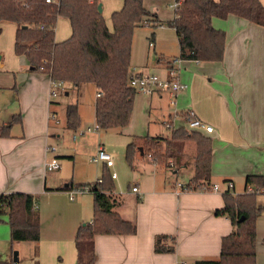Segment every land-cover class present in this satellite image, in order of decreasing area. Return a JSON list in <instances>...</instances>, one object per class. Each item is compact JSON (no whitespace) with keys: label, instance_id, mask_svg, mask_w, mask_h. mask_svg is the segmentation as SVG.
Returning <instances> with one entry per match:
<instances>
[{"label":"crops","instance_id":"0c3cea01","mask_svg":"<svg viewBox=\"0 0 264 264\" xmlns=\"http://www.w3.org/2000/svg\"><path fill=\"white\" fill-rule=\"evenodd\" d=\"M166 1L172 2H143L148 10H156L152 12L163 22L176 15L171 11L167 17H162L166 20L159 17L160 6ZM261 1L264 4V0ZM100 3L106 24L113 31L112 13L123 7L124 0H100ZM62 19L70 24L67 17H59L57 23ZM151 20L139 26L148 24L150 35L153 32L156 35L155 29L165 24L154 25ZM6 22L9 21L1 23L2 30ZM13 24L17 30V24ZM212 24L226 33L223 59L181 60L178 77L187 84V89L175 94L163 89L136 94L129 123L116 127L128 134L130 142L135 135L148 134L156 122L165 125L170 120L176 127L185 125L187 112L194 110L199 118L214 127V131L207 134L213 141L212 184L198 190L183 188L188 181L178 180V177L182 173L194 174L193 163L184 159L186 148L176 167L168 168L139 158L143 166L153 165V176L133 183L127 194L116 191L122 197L125 195L119 212L135 220L137 230L131 234H96V264H193L200 259L217 258L222 237L234 230L228 216L215 213L224 206V192L252 191L253 186L246 185V176L264 174V26L234 14L226 18L215 16ZM154 39L149 45L156 49ZM20 56L22 66L11 69L0 54V125L11 126L8 136H0V194L24 191L35 196L40 238L12 242L9 220L4 219L0 224V258L14 260L17 251L18 258L30 264H77L75 237L81 225L93 221V194H87L88 187L70 188V182L66 183L60 171L53 174L45 168L50 154L47 148L54 145L53 140L68 135L75 139V130L66 127L62 118L65 105L71 102L62 103L59 98L61 94L66 98L72 95L69 89L72 85L68 88L66 83L63 93L51 103L52 78L32 70L27 56ZM161 57L151 64L162 69L161 72H149L147 64L143 68L131 67L132 73L167 76L169 68ZM98 96L96 91L94 114ZM74 103L79 105L78 100ZM51 111L57 118L50 117ZM15 114L21 115V122L12 123ZM151 136L166 135L154 133ZM187 145L191 146L190 155H194L196 145ZM100 147L104 146L100 144L97 152ZM56 155L73 158L70 153ZM172 175L177 179L171 178ZM229 181L233 183L232 188L228 187ZM214 184L220 186L218 190L213 189ZM133 187L137 190L133 191ZM257 202L264 206L263 192L257 193ZM160 234L175 237V251L155 250V240ZM256 264H264V211L256 220Z\"/></svg>","mask_w":264,"mask_h":264},{"label":"trees","instance_id":"16d2710c","mask_svg":"<svg viewBox=\"0 0 264 264\" xmlns=\"http://www.w3.org/2000/svg\"><path fill=\"white\" fill-rule=\"evenodd\" d=\"M144 0H124L120 10L112 13L111 31L98 9L100 0H0L1 23L17 24L15 50L27 56L32 70L48 74L52 79L69 82L80 92L83 85L93 83L100 94L95 102V121L98 129L126 126L133 110L137 90L130 86L131 49L134 29L152 19L154 25L164 24L156 12L144 6ZM175 17L166 23L173 27L179 43L181 60L220 61L226 47L225 31L215 28V16L226 18L234 14L264 26V4L261 0H175ZM59 17L70 20L72 34L56 40ZM154 32L151 39H154ZM174 58L161 57L165 65L173 67ZM15 114L12 123L21 122ZM68 128L77 130L81 116L77 103L65 106ZM10 125H0V136L10 134ZM195 141L194 174L183 185L187 190H198L212 184L213 141L207 133L189 130L185 126L171 129L170 136H135L127 144L126 159L132 163L143 147V155L153 162L162 158L180 164L186 141ZM139 158V157H138ZM246 185L252 191L223 194L224 206L217 215L228 216L234 230L223 236L217 258H205L195 264H256V220L264 211L257 202V193H264V174H248ZM89 185L70 188L85 189ZM93 193V221L81 225L76 233L77 264H96L94 237L99 233H135V220L125 218L118 210L123 197L116 192L115 178L104 164L102 177L91 184ZM35 196L24 191L0 194V221L8 215L12 242L38 241L40 217L35 208ZM175 237L160 234L155 240L157 252L175 251ZM0 258V264H11Z\"/></svg>","mask_w":264,"mask_h":264},{"label":"rangeland","instance_id":"374dc122","mask_svg":"<svg viewBox=\"0 0 264 264\" xmlns=\"http://www.w3.org/2000/svg\"><path fill=\"white\" fill-rule=\"evenodd\" d=\"M174 3L175 0H172V2L166 1L164 2V4H161V16L159 15L161 19L166 20L167 18L162 17H167L171 13V11L175 12V7L173 5ZM107 12L108 10L105 11L104 14H106ZM164 22L165 25L163 27H157L155 29L156 35L154 42L156 49L152 48L149 45L152 39L150 35L151 28L148 24L136 27L134 29L130 60L131 67L135 66L137 68H143L145 65L149 64L147 66V70L151 73H158L161 72L162 69L156 66L153 67L151 65L156 62L158 56H163L169 59L174 58L175 56H179L178 40L175 31L169 27V25L166 23L167 21ZM15 28V24L9 21L6 22L2 32L0 33V54L2 56L3 62H5L7 64V67L11 69H17L18 67H21L23 62L21 58L22 56H20V54H18L15 50ZM71 34L72 28L70 24L64 19L59 20L56 28V38L64 40ZM156 52H158V55H156ZM162 62L164 63L165 61ZM66 83L69 88L70 83L65 82V84ZM69 89L72 92V95L66 98L64 94H61L59 98L61 99L62 103H66L67 101L71 103H74L77 100L79 101L78 107L81 116V125L77 130H75V139L71 135H68L64 136L60 140H53L55 141L53 142V144L56 145L57 148L53 153L49 154V157H51L55 153L57 154L61 152L64 154L70 153L73 155V158L71 159L70 157H59L61 168L58 170L50 171V173L55 174L60 171V173L66 178V183L72 181L75 186L90 184V186H88L89 189L91 187V184L96 182L98 178H101L103 175V163L101 161L94 160V157L97 154L98 146L102 144L107 150L112 153L115 162L114 167L111 168L110 171H116L118 174V178L115 179L116 191L127 194L133 183L139 181L143 182L144 179L153 176L151 171V168H154L153 165L151 163H146L143 166L139 162V158L141 157L144 158V160H153L151 156H144L143 152L141 154L140 147V153L138 152L139 158H135L132 163H130L126 159V147L130 140L128 134L120 132L119 128H110L107 131L97 128L94 129V127L96 126L94 100L95 92L97 91L94 84L86 83L85 85H83V88L80 92L74 90L72 86ZM61 93H63V90ZM140 93L142 95L144 94L142 91H137V94ZM62 118L64 123L66 124L65 112L63 113ZM165 125L161 122H156V124L148 134L151 135L154 133H161L162 135L170 136L171 129L176 128V126L170 120H167ZM88 126L93 127V129L91 131L87 130ZM182 126L185 125L183 124ZM187 144L194 145L195 141H186L185 144L187 152L186 158L184 159H187L191 161V163H193L194 155H190L191 146H188ZM156 163L168 168L171 167V165L173 167L177 166V164L174 163L173 159H167L166 157L162 158V160ZM191 167L193 168L192 165ZM191 177L192 176H190V174L188 173H182L181 177H178V180L189 181ZM171 178L177 179L176 176L173 175L171 176ZM87 194L93 193L91 191H88ZM129 197L131 198V196ZM124 199L125 195H123V200ZM128 207H130V205H128ZM1 218L2 220L0 221V224H3V220H6L8 216L2 215Z\"/></svg>","mask_w":264,"mask_h":264},{"label":"built area","instance_id":"2783aa9c","mask_svg":"<svg viewBox=\"0 0 264 264\" xmlns=\"http://www.w3.org/2000/svg\"><path fill=\"white\" fill-rule=\"evenodd\" d=\"M48 2H52L55 0H47ZM174 7L178 5L177 2H175ZM181 62V59L174 58L173 59V67L168 70V75L163 77L158 74H143V73H132V76L130 77L129 84L133 88H135L137 91H142V92H151L156 89H163V90H168L172 93H177L180 91H184L187 89V84L185 82H182L179 77H178V72H177V67L179 66ZM51 89H50V100L51 103L56 100V98L60 95L62 90H64L65 82L57 79H52L51 80ZM98 95H100L98 93ZM188 118L186 120V127L189 130H195V131H202L204 133H212L214 131V127L211 124H208L201 118H199L194 110H189L187 112ZM50 117L51 118H57L56 114L54 111L50 112ZM168 126V125H167ZM99 128L98 125L94 127ZM87 130L91 131L92 128L88 127ZM56 150V146L54 145H49L47 148V151L50 153H53ZM95 161H103L107 166H113L114 165V159L113 156L110 152H108L104 147H100L96 156L94 157ZM45 168L48 171H54L58 170L61 168V162L59 160V157L55 154H53L51 157H49L45 161ZM112 177L116 178L117 173L112 172ZM228 187L232 188L233 183L231 181L227 182ZM207 187V186H204ZM218 184L213 185L214 190L219 189ZM133 191L137 190V187L132 188ZM11 264H30L28 262H23L20 259L17 261H14ZM185 264V263H182ZM195 264V262H193Z\"/></svg>","mask_w":264,"mask_h":264},{"label":"water","instance_id":"95a60500","mask_svg":"<svg viewBox=\"0 0 264 264\" xmlns=\"http://www.w3.org/2000/svg\"><path fill=\"white\" fill-rule=\"evenodd\" d=\"M98 9H99V11L102 12V5H101V3H99V5H98ZM140 150H142V147H140ZM18 259H19V258H18V252L15 251V252H14V261H17Z\"/></svg>","mask_w":264,"mask_h":264}]
</instances>
